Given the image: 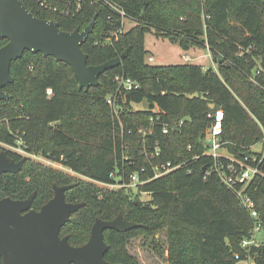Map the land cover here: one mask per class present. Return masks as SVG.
I'll return each instance as SVG.
<instances>
[{
	"label": "trees",
	"instance_id": "1",
	"mask_svg": "<svg viewBox=\"0 0 264 264\" xmlns=\"http://www.w3.org/2000/svg\"><path fill=\"white\" fill-rule=\"evenodd\" d=\"M109 1L121 6L135 25L124 30L120 16L105 0H80V10H75L74 0L70 15L47 10L38 0H23L36 16L55 19L67 31L84 29L96 16L94 30L83 44L89 64L115 57L121 61L89 89L80 87L69 63L54 56L26 51L12 61L14 81L4 87L10 97L0 99L8 121L0 120V142L14 145L19 133L28 152L69 171L27 157L19 172L0 175V199L25 200L35 194L32 208L40 210L54 196L55 184L77 183L66 191L67 201L85 205L61 230L72 245L89 240L97 218L112 220L122 213L139 223L126 231H105L109 245L105 258L111 262L140 264L128 250L130 241L166 229L169 264H237L236 253L242 257L250 253L257 264H264V245L242 247V239L252 234L254 218L217 172L207 175L214 158L206 154L205 146L211 125L208 114L217 108L225 114L223 139L232 155L222 157L225 164L236 157L240 167V160L253 154L250 146L264 140V71L259 73L264 70V0ZM152 29L184 49L208 47L217 69L190 62H150L145 39ZM7 42L0 39V47ZM123 76L139 81L140 87L119 92ZM110 96L115 107L108 103ZM144 100L148 109L134 108ZM164 125L169 126L168 133H163ZM141 128L153 131L145 136L139 133ZM145 141L150 150L156 143L161 147L153 163L180 165L138 187L150 192V200H143L140 193L131 195L126 187L96 183L113 184L121 177L129 182L142 167H146L142 179L152 177V165L139 155ZM2 149L17 161L24 157ZM257 155L254 164L264 174V153ZM247 192L264 226V175L256 176Z\"/></svg>",
	"mask_w": 264,
	"mask_h": 264
},
{
	"label": "water",
	"instance_id": "2",
	"mask_svg": "<svg viewBox=\"0 0 264 264\" xmlns=\"http://www.w3.org/2000/svg\"><path fill=\"white\" fill-rule=\"evenodd\" d=\"M96 16L84 29H61L55 19L36 16L23 0H0V39L8 42L0 47V99H8L4 87L14 81L11 63L26 51L42 52L69 63L80 87L97 86L100 76L116 67L121 59L115 57L101 64H89L83 44L94 30ZM126 53H123L125 56ZM249 155V152L246 153ZM27 156L13 159L8 150H0V175L16 173ZM206 169V168H205ZM77 183L54 185L55 194L40 210L32 208L35 194L25 200L0 199V256L3 264H122L108 261L107 229L126 231L139 223L127 220L122 213L112 220L97 218L89 240L74 246L69 236H61L63 226L85 202H69L66 191Z\"/></svg>",
	"mask_w": 264,
	"mask_h": 264
},
{
	"label": "built area",
	"instance_id": "3",
	"mask_svg": "<svg viewBox=\"0 0 264 264\" xmlns=\"http://www.w3.org/2000/svg\"><path fill=\"white\" fill-rule=\"evenodd\" d=\"M74 0H38L40 5L50 11H53L55 13L61 14V15H70L74 13V9L71 7ZM80 0H77V4L75 5V10H80L81 4L79 2ZM105 3L109 6V8L116 12L120 16V20L123 25V29H126V21L128 18H131L127 15L126 11L119 6L117 3H114L109 0H105ZM133 19V18H131ZM134 20V19H133ZM148 60L150 62H153L155 60L154 55L148 56ZM264 70H259V73L263 72ZM255 82L260 84V81L257 80L255 77L252 78ZM120 82V88L119 92L122 90V88H125L126 90L131 89H137L140 87V82L136 81L130 77H121L119 78ZM262 85V83L260 84ZM48 92L51 94L52 89H48ZM108 103L115 107V99L114 97L110 96L108 97ZM116 109V108H115ZM208 117L211 120V125L207 129L206 137H205V146H206V154L214 158V164L213 166L207 171V175H209L212 171H215L219 174L221 179L230 187L232 188L235 193L237 194L238 198L241 201L242 206L248 210L251 214V216L254 218V227L252 229V234L249 237L243 238L241 241V245L243 248H246L247 250H250L252 247H260L264 245V238L260 234H264V226L263 222L260 216V212L257 209L256 202L251 196L249 192H247V188L254 180V178L258 175H264L263 172L260 169L259 164H244L243 162H239L240 167H238V162L235 161L233 158L231 159V162L225 164L224 161H222L223 156H229L228 154H225L223 150L226 148V143L223 139V121H224V111L221 108L213 109L209 112ZM159 119V116L157 117ZM153 121V118H152ZM177 125H175L176 127ZM169 126L164 125L163 127V133L169 132ZM152 129H139V133L144 134H151ZM18 133V132H17ZM16 143L14 145H7L3 143L7 148L15 151L16 153L20 154L21 156H27L32 157L34 159H41L38 154H32L27 151L25 147V142L22 136L18 133L16 134ZM2 143V142H0ZM161 154V147L159 143H156L153 150H150L148 147L147 142L145 141L142 146L139 147V155L144 156L146 160L150 162L152 165L153 170V176L147 177L145 179H142V172H146V167H142L141 172L135 171L130 175L129 182L123 181L122 177L121 180L116 181L113 184H106L109 187H116V188H137L140 185H143L147 181L160 177L170 171H172L175 168H178L180 165L172 166L169 163L166 164H157L153 163V159L160 156ZM46 164L52 165L57 168H65L63 165L53 162L51 159L47 158ZM39 161V160H38ZM67 169V168H66ZM114 175V174H112ZM134 191L131 192V195H136L137 193H145L149 194L148 191ZM236 259L238 260L237 264L239 262H244L246 264H257L254 257L247 253L244 257H242L239 253H236Z\"/></svg>",
	"mask_w": 264,
	"mask_h": 264
},
{
	"label": "rangeland",
	"instance_id": "4",
	"mask_svg": "<svg viewBox=\"0 0 264 264\" xmlns=\"http://www.w3.org/2000/svg\"><path fill=\"white\" fill-rule=\"evenodd\" d=\"M136 21L128 18L126 21V29H129L133 25H135ZM146 49L148 51V56L150 54L154 55L155 60L152 62L154 64L160 65H169V64H181V63H198L203 67H214L217 69L218 63L214 62L212 58V54L208 47L204 46H195L190 49H184L177 40L171 39L170 37H161L156 36L154 29L147 32L145 39ZM49 96L51 95L48 92ZM135 109H148L149 103L147 100H144L140 103L133 104ZM6 108L2 107L0 109V120L4 123H8L6 120ZM0 146L7 148L3 143H0ZM250 151L253 152L252 156L250 155V159L246 161V159H239L244 164H254L256 162L257 153H264V140L258 142L257 144L250 146ZM223 152L225 154L231 155L228 148L226 147ZM41 159L39 160L43 163L46 162L47 157L42 155H37ZM232 156V155H231ZM236 158V157H235ZM233 157V159H235ZM34 159V158H33ZM238 159V158H237ZM235 159V160H237ZM243 160V161H242ZM238 161V160H237ZM246 161L247 163H245ZM252 161V163H249ZM64 170L69 171L66 168ZM70 173L74 174L77 177L82 178L83 176L76 174L72 171ZM101 186H108L101 182H96ZM111 187V186H110ZM116 188V187H111ZM131 192L138 191L137 188H128ZM140 192V191H139ZM143 200H150L152 198L151 194L142 193L140 194ZM264 238V234H260ZM128 250L135 258L138 260L140 264H169V237L166 229H163L153 235H141L139 237L133 238L128 244ZM239 264H246L244 262H239Z\"/></svg>",
	"mask_w": 264,
	"mask_h": 264
}]
</instances>
